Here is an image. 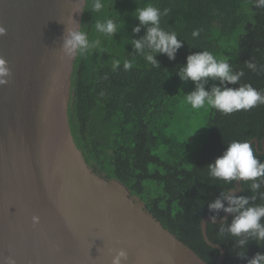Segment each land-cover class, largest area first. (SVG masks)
I'll return each mask as SVG.
<instances>
[{
  "label": "trees",
  "instance_id": "obj_1",
  "mask_svg": "<svg viewBox=\"0 0 264 264\" xmlns=\"http://www.w3.org/2000/svg\"><path fill=\"white\" fill-rule=\"evenodd\" d=\"M148 3L169 9L161 18L162 27L185 40L175 60L157 56L160 68L134 55L129 43L144 35L143 28L138 35L132 32L139 25L133 12ZM105 4V14L118 17L125 26L112 38L101 37L102 50L74 62L68 107L73 138L96 174L123 183L165 228L214 264L220 250L205 241L201 223L211 215L208 202L231 185L210 179L207 165L223 154L228 143L255 137L259 148L252 146L264 162V105L230 115L207 106L192 109L183 98L194 90V82L185 84L177 73L189 54L208 50L229 61L234 70L244 71L240 84L264 91V72L252 71L245 63L264 65V8H255L254 0H105ZM93 22L92 13L85 12L81 24L88 25L90 38L97 35L90 26ZM197 28L201 35L193 38L191 32ZM114 59L121 60L115 72ZM124 59L135 61L130 71L123 69ZM248 183L242 184L237 196L252 195ZM224 215L221 212L218 218ZM220 225L209 222L208 236L226 250L223 264H247L257 252L264 253V247L252 241L247 259L238 257L234 240L218 241Z\"/></svg>",
  "mask_w": 264,
  "mask_h": 264
},
{
  "label": "water",
  "instance_id": "obj_2",
  "mask_svg": "<svg viewBox=\"0 0 264 264\" xmlns=\"http://www.w3.org/2000/svg\"><path fill=\"white\" fill-rule=\"evenodd\" d=\"M72 3L0 0L7 29L0 56L12 71L0 86V264L8 257L16 264H111L121 248L129 254L124 264H209L123 183L96 174L77 146L68 119L75 61L61 59ZM250 142L259 148L257 137ZM236 186L238 195L242 183ZM210 216L202 219L203 237L220 250L214 264H223L226 250L208 236Z\"/></svg>",
  "mask_w": 264,
  "mask_h": 264
},
{
  "label": "clouds",
  "instance_id": "obj_3",
  "mask_svg": "<svg viewBox=\"0 0 264 264\" xmlns=\"http://www.w3.org/2000/svg\"><path fill=\"white\" fill-rule=\"evenodd\" d=\"M255 8H264V0H254ZM105 0H73L71 11L68 16L69 23L65 25L62 43L61 59L65 64L87 57L95 50H102L101 37L112 38L125 24L119 22L118 17L105 14ZM169 9L161 10L152 3L144 7H137L133 12L138 19L139 25L132 29L134 34H139L145 29L144 35L131 38L134 55L141 56L153 68H160L157 56L166 54L170 60H175L178 50L184 41L178 38L175 31L166 30L161 25V18L167 16ZM90 12L93 15V23L90 25L95 33V38H90L86 30V24H81L75 18ZM104 14L102 18H97ZM201 29H193L191 36L199 38ZM7 35V29L0 25V36ZM135 61L123 60V69L130 71ZM246 67L258 73L264 72V65L258 66L251 60L246 61ZM121 60L112 61V71H118ZM178 76L185 84L194 82V90L185 94L183 102L190 105L192 109L199 110L206 106L218 111L223 115H230L239 111H250L251 109L264 105V91L253 87L251 84H240L245 75L241 69H233L229 61L217 59L208 51H198L189 54L186 64L178 69ZM12 71L8 61L0 56V86L10 82ZM211 82V83H210ZM218 82V83H217ZM239 84V87L228 85ZM210 85V86H209ZM208 86V87H206ZM223 154L207 165L208 176L214 181H221L225 189L213 201L208 202L211 213L210 223L216 225V220L221 212L230 214L231 222L224 217L216 233L218 241H235V254L247 259L248 245L255 241L257 245L264 247V162H262L250 141L234 140L227 144ZM241 182L244 186L248 183L252 195L237 196V186L233 182ZM259 200L261 203H256ZM33 226L40 223L38 215L32 216ZM128 252L121 248L113 256L111 264H124L128 261ZM7 264H16V261L8 257ZM247 264H264V253L257 252L247 260Z\"/></svg>",
  "mask_w": 264,
  "mask_h": 264
},
{
  "label": "rangeland",
  "instance_id": "obj_4",
  "mask_svg": "<svg viewBox=\"0 0 264 264\" xmlns=\"http://www.w3.org/2000/svg\"><path fill=\"white\" fill-rule=\"evenodd\" d=\"M72 74V73H71ZM71 79H72V75H71ZM71 97H72V81H71V85H70V91H69V103L71 102ZM191 132H195V128H191L190 129Z\"/></svg>",
  "mask_w": 264,
  "mask_h": 264
}]
</instances>
